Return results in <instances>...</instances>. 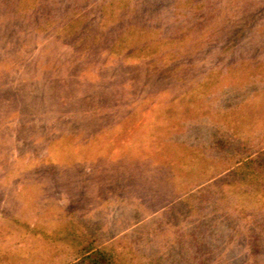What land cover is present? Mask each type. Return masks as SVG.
I'll use <instances>...</instances> for the list:
<instances>
[{"label": "rangeland", "instance_id": "rangeland-1", "mask_svg": "<svg viewBox=\"0 0 264 264\" xmlns=\"http://www.w3.org/2000/svg\"><path fill=\"white\" fill-rule=\"evenodd\" d=\"M0 264H264V0H0Z\"/></svg>", "mask_w": 264, "mask_h": 264}]
</instances>
